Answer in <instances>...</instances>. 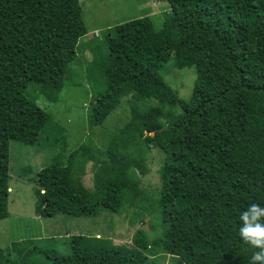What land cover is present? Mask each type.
Instances as JSON below:
<instances>
[{"label":"trees","instance_id":"trees-1","mask_svg":"<svg viewBox=\"0 0 264 264\" xmlns=\"http://www.w3.org/2000/svg\"><path fill=\"white\" fill-rule=\"evenodd\" d=\"M165 1L159 26L149 15L131 18L90 47L87 75L102 88L88 120L103 125L123 101L128 119L103 151L88 139L40 168L34 206L41 217H96L128 203L134 221L150 214L159 233L137 229L129 244L112 246L71 236L52 264H149L148 256L155 264L162 255L173 264H250L254 249L238 230L243 209L264 206V0ZM86 34L80 0H0V220L9 216V142L59 144L38 100L62 90ZM170 60L194 71L184 98L161 74ZM153 146L164 156L155 192L137 176ZM89 161L91 190L81 181Z\"/></svg>","mask_w":264,"mask_h":264},{"label":"rangeland","instance_id":"rangeland-1","mask_svg":"<svg viewBox=\"0 0 264 264\" xmlns=\"http://www.w3.org/2000/svg\"><path fill=\"white\" fill-rule=\"evenodd\" d=\"M82 18L87 29L86 36L80 39L77 55L72 69L64 77V87L40 95L41 107L51 113L54 124H50L52 138L59 141L52 149L44 145H24L9 142V216L0 220V248L8 255L2 264H52L53 254L69 252V237L81 235L83 244L120 245L129 244L137 229H143L149 239L159 231L149 226L150 214L133 220L132 206L124 204L119 213L102 211L96 217H68L59 214L54 217H41L34 212L37 171L49 164L61 161L75 148L78 142L93 139L100 150H104L108 136L121 126L129 116V108L123 101L103 125H91L88 120L94 96L102 88L93 78H88V67L93 58L90 47L108 26L131 18L149 15L155 24L161 23V13L168 10L165 0H80ZM101 58L108 52L100 49ZM73 69L75 72H73ZM164 79L184 98L191 93L194 71L189 68L178 69L173 61H168L161 70ZM50 96V97H49ZM65 140V142L62 141ZM101 158L103 156H100ZM164 156L158 147H151L146 156L144 173L137 170L139 186L155 192L160 186L159 168ZM93 161L85 166L81 178L83 185L93 189ZM147 261L153 264V257ZM155 264H173L170 255H162Z\"/></svg>","mask_w":264,"mask_h":264},{"label":"clouds","instance_id":"clouds-1","mask_svg":"<svg viewBox=\"0 0 264 264\" xmlns=\"http://www.w3.org/2000/svg\"><path fill=\"white\" fill-rule=\"evenodd\" d=\"M238 235L254 251L250 264H264V206L252 203L239 216Z\"/></svg>","mask_w":264,"mask_h":264}]
</instances>
